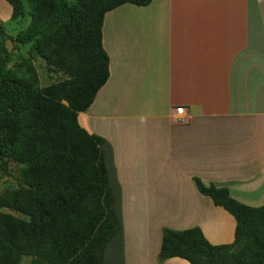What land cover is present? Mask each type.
Returning a JSON list of instances; mask_svg holds the SVG:
<instances>
[{"label":"crops","instance_id":"0c3cea01","mask_svg":"<svg viewBox=\"0 0 264 264\" xmlns=\"http://www.w3.org/2000/svg\"><path fill=\"white\" fill-rule=\"evenodd\" d=\"M102 37L110 77L78 124L113 151L124 264H191L160 261L165 229L234 244L236 219L195 179L264 207V1L127 4L105 15Z\"/></svg>","mask_w":264,"mask_h":264},{"label":"trees","instance_id":"16d2710c","mask_svg":"<svg viewBox=\"0 0 264 264\" xmlns=\"http://www.w3.org/2000/svg\"><path fill=\"white\" fill-rule=\"evenodd\" d=\"M16 8V2L5 0ZM264 1V0H263ZM36 13L41 12L42 22L38 43L51 42L56 37L75 33L80 21L85 23V55L81 62L78 76L79 92L77 95L59 86L58 94L70 105L74 112L73 132L82 140L63 144L56 150H40L33 155L25 146V154L16 159L20 164L33 166L40 162H51L61 158L67 152H73L79 159V172L85 170V176L78 183H71L68 177H35L32 182H25L22 197L17 192L8 194L4 206L14 211L27 208L31 221L20 228L15 237L19 245V255L39 257L42 263L94 264L93 257L100 246L112 240L121 245L122 263L124 264V228L122 220L121 188L117 182L113 167V151L102 138L89 135L78 124L80 113L86 112L93 104L99 90L110 77V59L103 47L102 28L105 15L124 5L148 7L153 0H33ZM15 15V14H14ZM39 15V14H38ZM13 55L7 51L0 53V162L13 156V150L19 149L29 133L25 125L27 118L24 105L25 95L21 83L16 78L14 69L9 68ZM79 63V61H78ZM26 64H23L25 66ZM37 146V145H36ZM108 149L114 178H111L106 166L103 148ZM52 153V154H51ZM57 156V157H56ZM56 157V158H55ZM55 165V163H51ZM198 191L212 199L217 207L229 212L237 222L235 242L229 246H212L205 239L200 229L177 232L165 229L160 261L181 258L191 264H264V207L249 208L233 200L227 190L215 186L206 187L195 179ZM118 188L113 195L111 187ZM104 198V201L100 199ZM70 199V202L67 201ZM103 203L108 207L104 214V232L102 242L97 244L93 238L92 216L102 211ZM116 208L114 209V204ZM66 208L64 211L62 209ZM0 240V252L10 253L8 246Z\"/></svg>","mask_w":264,"mask_h":264},{"label":"rangeland","instance_id":"374dc122","mask_svg":"<svg viewBox=\"0 0 264 264\" xmlns=\"http://www.w3.org/2000/svg\"><path fill=\"white\" fill-rule=\"evenodd\" d=\"M13 1L17 3L15 11L8 4L5 15L10 12L9 16L3 21L0 18V53L7 51L13 55V62L9 68L14 69L25 95L24 105L27 114L25 125L29 133L25 135L22 146L13 150V156L0 162V240L5 242L6 246L12 244V249H8L10 253L0 252V264H43L39 257L19 255V245L23 243L15 236L23 225L31 221V217L27 213L29 211L27 208L25 211H14L4 206V198L12 192H17L18 197H22L21 189L25 182H32L38 176L68 177L71 183H78L82 176H85L86 168L79 172L84 168L79 166L80 161L73 152H67L54 161L48 163L42 161L33 166L20 164L16 156L22 157L25 154V146L30 153L38 155L40 150L52 151L62 148L63 144L82 140L81 136L72 133L74 112L58 91L59 86H62L69 89L72 94L77 95L79 92L77 80L82 70L80 65L87 59L84 53L87 43L86 26L84 21H80L79 29L75 33L56 37L51 42L38 43L37 39L40 37L35 34L42 26L43 16H40L42 10L36 13V4L32 2L33 0ZM1 12L2 10L0 15ZM23 64L26 65L22 67ZM103 153L105 157L107 155L104 161L111 178H114L107 147L103 148ZM111 192L117 195L118 188L113 185ZM100 199L104 201L103 197ZM67 201L70 202V199ZM113 207L117 209L116 203ZM101 209L99 215L92 216L93 238L97 244L102 242L103 235L98 231L104 232V225L100 226L104 224L103 215L107 213L108 207L103 203ZM93 261L94 264H123L119 241L112 240L100 246ZM67 264L77 263L73 260Z\"/></svg>","mask_w":264,"mask_h":264},{"label":"built area","instance_id":"2783aa9c","mask_svg":"<svg viewBox=\"0 0 264 264\" xmlns=\"http://www.w3.org/2000/svg\"><path fill=\"white\" fill-rule=\"evenodd\" d=\"M176 115L180 118L183 117L184 116V109L183 108H177L176 109Z\"/></svg>","mask_w":264,"mask_h":264}]
</instances>
